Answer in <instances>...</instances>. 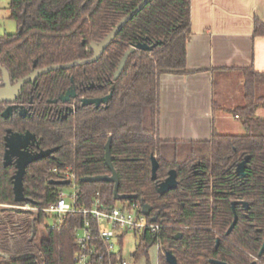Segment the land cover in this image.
Listing matches in <instances>:
<instances>
[{
    "label": "trees",
    "instance_id": "trees-1",
    "mask_svg": "<svg viewBox=\"0 0 264 264\" xmlns=\"http://www.w3.org/2000/svg\"><path fill=\"white\" fill-rule=\"evenodd\" d=\"M141 1L9 0V18L17 30L0 35V67L15 83L34 69L89 59L90 43L103 40ZM190 6L191 0H150L121 28L97 61L50 71L26 83L16 99L17 104L32 99L26 116L14 112L3 118L4 103H0V205L30 206L37 213L35 224L29 226L30 234H36V224L44 228L35 249L7 253L1 248L0 264H76L80 247L74 228L83 225V215L69 213L51 226L45 224L47 216L42 212L64 187L49 183L57 181L52 170L66 167L77 178V206L89 209L97 199L107 207L115 206L116 201L122 206L135 204L139 212L141 203L151 207L146 220L151 222L150 218L156 217L160 230L157 234L141 232L133 264L140 257L147 259L154 245L162 249L157 264H167L163 254L166 250L178 264H212L211 260L264 264V250L259 254L264 241V117L256 115V110L264 107V96L257 95L264 87V73L241 69L243 102L225 109L241 121L243 134L213 131L204 141L159 137V80L164 73H186ZM253 34L264 36V23L258 19L254 20ZM137 44L152 49L130 52L114 79L125 52ZM72 85L78 97L112 96L98 107L73 101L74 112L63 117V113H55L62 105L49 100ZM213 109H221L216 100ZM8 129L33 133L37 147L32 151L57 147L46 158L26 167L23 186L29 202L14 201L11 177L15 168L12 164L3 166ZM108 138L118 193L135 195L134 199L115 200L111 182L81 181L84 177L110 175L105 163ZM151 155L158 162L155 180L151 178ZM246 157L244 176L240 177L235 168ZM171 169L176 172L177 187L160 195L157 185ZM234 215L236 223L226 234ZM92 230L96 233L93 221ZM178 234L181 236L175 239ZM122 242L123 236L119 238L120 250L111 255L101 248L99 253L104 257L99 261L96 254L92 264H104L108 257L112 261L123 257Z\"/></svg>",
    "mask_w": 264,
    "mask_h": 264
},
{
    "label": "crops",
    "instance_id": "crops-1",
    "mask_svg": "<svg viewBox=\"0 0 264 264\" xmlns=\"http://www.w3.org/2000/svg\"><path fill=\"white\" fill-rule=\"evenodd\" d=\"M255 19L264 23V0H191L186 73H164L159 80L162 140L244 133L241 123L228 121L238 119L225 109L242 104L241 69L264 73V36L253 34ZM213 100L221 102V109H213ZM256 115L264 117V107Z\"/></svg>",
    "mask_w": 264,
    "mask_h": 264
},
{
    "label": "water",
    "instance_id": "water-1",
    "mask_svg": "<svg viewBox=\"0 0 264 264\" xmlns=\"http://www.w3.org/2000/svg\"><path fill=\"white\" fill-rule=\"evenodd\" d=\"M150 0H142L136 8H134L130 13L124 16L119 22L115 25V27L106 35V37L100 42H91L90 49L92 50V56L89 59L75 60L66 64L61 65H51L44 68L34 69L28 75L23 78L17 80L15 83H11L9 74L4 67H0V103H7L8 105L2 112L3 118H8V116L12 113V110L16 108L14 102L16 101L20 90L26 83L34 82L36 78L42 74L48 73L50 71L59 70V69H67L74 66H82L88 63L95 62L99 59L104 49L110 44V42L114 39L117 33L121 30V28L133 17L135 16ZM21 30V28H19ZM136 49H142L150 51L152 46H147L146 44H137L135 46H131L124 54L121 59L117 70L114 73L113 78L117 79L120 75L127 56L130 52ZM75 96V90L73 88L68 89L64 95H61L58 99L61 103H68L69 98ZM112 96V93H109L107 96L102 98H83L81 100V104L85 105H94L98 107L100 104L106 103ZM58 102V101H53ZM71 109H69L70 111ZM27 109L24 107H20V114L24 115ZM110 138H108L105 144V163L110 170V175L103 176H93V177H84L81 178L82 182H98V181H106L113 183V198L115 200H129L136 198L135 195H121L118 193V177L111 163L110 157ZM35 143V135L29 131L24 133L13 132L10 129L7 130L6 135L4 136V153H3V166L13 165L15 168V172L11 177L12 180V192L13 198L16 203L29 202L30 200L24 195V186H23V178L26 172V167L36 161L42 160L49 156L51 153L57 150V147L46 149V150H37L36 152L30 151L29 147L33 146ZM249 157H246L243 161L236 165L235 171L236 174L240 177L244 176L245 164ZM151 178L153 180L156 179V171L158 168V162L155 156L151 155ZM50 184L56 186H64L68 184V181H50ZM177 179L175 170L171 169L168 171L167 177L158 183L157 192L160 195L167 193L170 190H174L177 187ZM235 202L232 203L234 206ZM242 204L247 207L246 202H242ZM141 213L148 217L151 213V207L148 204L141 203L140 207ZM151 222L156 221V217L150 218ZM237 220V216L234 215L233 221L229 228L226 231V234H229L233 229ZM181 235L178 234L175 236V239L179 238ZM219 239L216 240V245ZM264 250V241L261 246L259 254ZM1 254V252H0ZM164 257L167 264H178L177 259L171 253V251H164ZM7 257L6 254H3ZM212 264H226L224 262H220L217 260H211Z\"/></svg>",
    "mask_w": 264,
    "mask_h": 264
},
{
    "label": "built area",
    "instance_id": "built-area-1",
    "mask_svg": "<svg viewBox=\"0 0 264 264\" xmlns=\"http://www.w3.org/2000/svg\"><path fill=\"white\" fill-rule=\"evenodd\" d=\"M1 35V34H0ZM1 85V82H0ZM52 174L57 177L58 181H68L64 187L70 188L71 192L66 194L64 187L56 193V200L42 209V212L47 216L53 217L56 223H60L67 214H82L84 223L81 227H75V239L80 250L75 255L76 264H92V259L97 254V259L102 260L104 254H100L101 248L106 254L117 253L115 244H119V238L124 234L132 232L140 235L142 231L149 234H157L160 230V224L149 222L146 220L141 211L135 204L131 206H113L107 207L100 204L99 200H95L93 206L89 209L76 205V195L79 192L76 176L70 171L69 167L65 169L54 168ZM11 207V206H10ZM21 210H30L33 213V218L37 217L36 210L26 205L16 207ZM97 226L96 233L92 230V221ZM53 226V224L51 225ZM133 253L130 258L121 257L117 261H112L108 257L104 264H133Z\"/></svg>",
    "mask_w": 264,
    "mask_h": 264
},
{
    "label": "rangeland",
    "instance_id": "rangeland-1",
    "mask_svg": "<svg viewBox=\"0 0 264 264\" xmlns=\"http://www.w3.org/2000/svg\"><path fill=\"white\" fill-rule=\"evenodd\" d=\"M8 2L9 0H0V34H10L16 32L17 30L16 23L9 18V11L7 8ZM227 79L230 78H226L225 81H227ZM215 80L217 85L219 82H217V79ZM257 95L264 96V87L258 90ZM218 103L220 104L221 102ZM230 116L232 115L230 114ZM228 121H234V123H237L238 125H240L241 123L240 120H233V118H230V120ZM242 131H244L243 128ZM239 134H242V132H240ZM64 192L66 194H69L71 190L68 187H64ZM115 206L119 207L122 206V204L121 202L116 201ZM33 213L34 212L30 210L28 211L17 209L15 208V206L10 207L7 205H0V225L2 226V228L0 226V249L4 248L3 251H6L7 253H13L16 251H29L30 249H35L37 242L44 235V228L39 226V224H36V234H30L29 226L34 225L36 221L32 216ZM5 222L8 223L6 228H4ZM44 222L46 225H52L54 219L53 217L49 216L45 219ZM4 231L6 233H4ZM139 240L140 236L137 234H134L132 232L124 234L121 246L123 254L122 256L131 259L130 256L135 250L136 244L139 243ZM115 250L117 252L120 250V245L118 243L115 244ZM160 253H162V249L154 245L148 250V258L146 259L145 257H140L137 259L136 264H147V261L149 264H157Z\"/></svg>",
    "mask_w": 264,
    "mask_h": 264
},
{
    "label": "flooded vegetation",
    "instance_id": "flooded-vegetation-1",
    "mask_svg": "<svg viewBox=\"0 0 264 264\" xmlns=\"http://www.w3.org/2000/svg\"><path fill=\"white\" fill-rule=\"evenodd\" d=\"M94 85L93 84H91L90 85V87H93ZM70 88H73L74 90H75V96H73V97H70L69 98V102L68 103H61L60 102V100L58 99L61 95H64L65 94V92L68 90H66L63 94H61V95H59L58 97H56V98H53V99H51V100H49V102L50 103H52V104H60V105H62V109H57V110H55V113L56 114H58V112H60L61 114L63 113V117H66V115L68 114V113H71V112H74V110H75V103L73 102V101H80V103H81V100L83 99V98H88V99H92V98H90V97H84V96H80V97H78V91H77V89L72 85ZM69 88V89H70ZM105 96H107V95H104V96H101V97H93V98H102V97H105ZM53 101H58V102H53ZM103 104H105V103H103ZM8 104L7 103H4V109L6 108V106H7ZM14 105H16V108H14L13 110H12V113L9 115V116H11L14 112H17L20 116H22V117H24V116H26L27 115V113L29 112V108L32 106V99H30V101L27 103V104H17V102L15 101L14 102ZM82 105V104H81ZM101 105V104H100ZM20 107H24L25 109H27V111H26V113L24 114V115H21L20 114ZM69 109H71L70 111H69ZM4 111V110H3ZM2 111V112H3ZM62 111V112H61ZM2 114V113H1ZM8 116V117H9ZM37 147V143H36V137H35V143H34V145L33 146H30L29 147V150L31 149V148H33V147ZM38 150V149H37ZM36 150V151H37ZM30 151H32V150H30ZM36 151H33V152H36Z\"/></svg>",
    "mask_w": 264,
    "mask_h": 264
}]
</instances>
